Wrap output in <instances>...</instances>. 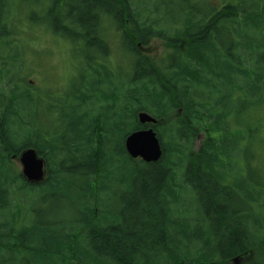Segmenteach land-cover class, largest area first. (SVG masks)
<instances>
[{
    "label": "trees",
    "instance_id": "trees-1",
    "mask_svg": "<svg viewBox=\"0 0 264 264\" xmlns=\"http://www.w3.org/2000/svg\"><path fill=\"white\" fill-rule=\"evenodd\" d=\"M128 1L0 0V264H231L236 256L264 264V174L248 164L264 150L261 115L247 131L237 119L264 110V0H190L175 17H160L150 0ZM20 3L38 7L22 18ZM40 23L66 52L68 40L81 46L84 67L67 89L62 75L46 87L30 78L39 54L23 28L43 32ZM109 32L120 39L110 41ZM153 38L165 41L162 56L148 51ZM118 45L131 65L121 76L108 67ZM138 110L156 122L139 123ZM149 126L162 148L155 162L132 158L124 146L127 133ZM118 130L123 138L110 146L104 136ZM29 147L44 159L38 183L13 161ZM83 169L94 182L86 192L66 191ZM178 189L186 197L180 206L158 196ZM34 195L74 203V212L42 219L29 207L23 220ZM189 205L194 215L177 220ZM16 216L17 227L2 230V218Z\"/></svg>",
    "mask_w": 264,
    "mask_h": 264
},
{
    "label": "rangeland",
    "instance_id": "rangeland-1",
    "mask_svg": "<svg viewBox=\"0 0 264 264\" xmlns=\"http://www.w3.org/2000/svg\"><path fill=\"white\" fill-rule=\"evenodd\" d=\"M163 1L164 0H150L147 2V4L150 5L153 9H157L158 11L157 14L160 17H164L165 14H168L169 16L171 15V17H175L174 14L175 13L177 14L179 8L182 7V6L179 7L180 1L179 0H165L167 9L164 8L165 4H163ZM185 1L187 2L190 0H185ZM191 1L195 3L196 2L199 3L198 0H191ZM168 2H171V3L168 4ZM36 5L37 4H33V3L30 5L27 3L25 4L20 3L19 11H20V14L22 15V18L28 17V15L31 13V11L28 8L38 7V5L37 6ZM179 18L183 19L184 15L181 13L179 15ZM30 22H34V21H30ZM24 24H25V21L22 22L21 27H23ZM36 26L38 27L41 26L42 31H43L45 25L43 26V23H40V24H36ZM23 29H24L23 34L25 33V31L32 32V35L29 36L31 38L28 40V44H29L28 46L29 47L31 46V49L34 51L35 54H39V65L36 64L34 61L32 64H29L27 67V70L30 71V78L34 81V83H38V85L41 87H46L48 85L54 84L56 80L57 82H59L60 79H62L61 78V75H62L64 78L66 77V80L64 79L65 81L62 84L63 85L62 87L63 89L65 88L67 89V87L69 88L70 85H72L78 80L77 73L80 71V68L82 66L84 67L83 60H82L83 57H82L81 46L79 45L78 42H73V41L68 40L70 45L67 48L68 52H66V48L64 44L59 45L58 43L57 44L56 43L54 44V42L52 43L51 40L55 41L57 40L58 37H55L54 35H51L50 33H48L49 35H46L44 33H47V32H44V31L41 32L40 28L38 29L37 27H32L31 29L30 27L25 26ZM114 34L115 32L113 33L109 32V35H107V38H109L110 41H113V38L111 36H114ZM147 49L150 52V54L156 57L162 56L166 51L165 41L159 38H153L151 42L149 43ZM91 51L92 49L89 51V53L94 54V55L99 54L97 50L93 52ZM122 52L124 51L121 48V45H118V47L113 48L112 55L109 56V66L108 67L116 76H119L123 71L127 72L131 69L130 63H127V60L124 59ZM68 55H71V56L68 57ZM29 60H30V54L28 53L27 61ZM127 74H129V72H127ZM256 108L257 107H255L254 109ZM262 109L263 108L255 111L253 110V108L251 110L249 108L248 109L249 111L247 110L243 113H240L237 119L240 120L242 125H244V129L247 131L248 130L247 126L252 125L253 127H255L256 125L257 119L256 118L252 119V115L256 117V115L259 114L260 112L261 117H260V120L257 121V124L259 126H263L260 130V133H261L262 138L264 139V110L261 111ZM204 139H205L204 134L200 133L195 139L193 147L197 150L200 147L201 142ZM255 154L257 157L256 162L255 161L250 162L249 160L248 164L250 165V168L257 167L260 173L264 174V150L256 151ZM249 158L250 156H248V159ZM13 161H15V165L17 166L18 170L21 171V164L19 160L15 158ZM240 161H243L242 158H240ZM251 171L254 172V169H252ZM65 190L67 191L69 189L65 188ZM70 193H72V191H70ZM102 198L104 202L108 204L110 207L115 208V209L119 208L117 204V200L115 196H113L112 194L110 195L109 193L105 192L102 195ZM187 198L192 199L191 194H188ZM52 201L54 202V199H52ZM52 201L51 200L49 201L48 199H44L42 196H39V197L33 196V200L28 199L26 201V204H25L26 207L24 206L23 208L25 215L23 214L24 217L22 216L23 217L22 219L26 220L28 217H30V215L27 213V211H29V207L38 209V212L42 219L44 218L53 219V217H56V216H58V218L63 217V219H66L68 214L74 212L73 211L75 208L73 206L75 205L74 203H70V202L66 203L64 202V200H61V201L56 200V202L52 204ZM52 207H55V208L52 209ZM18 220H21V219H18ZM235 258L238 259L237 256L233 257L232 259H235ZM231 264H241V263L237 261L235 262L232 261Z\"/></svg>",
    "mask_w": 264,
    "mask_h": 264
},
{
    "label": "water",
    "instance_id": "water-1",
    "mask_svg": "<svg viewBox=\"0 0 264 264\" xmlns=\"http://www.w3.org/2000/svg\"><path fill=\"white\" fill-rule=\"evenodd\" d=\"M137 118L141 124L156 122L154 117L144 111L138 112ZM124 146L132 158H140L145 162L157 161L162 154L159 138L150 126L129 133L124 140ZM18 160L21 164V173L28 182L38 183L42 181L45 175V163L34 148L29 147L22 150ZM232 260L235 262L237 259Z\"/></svg>",
    "mask_w": 264,
    "mask_h": 264
},
{
    "label": "bare ground",
    "instance_id": "bare-ground-1",
    "mask_svg": "<svg viewBox=\"0 0 264 264\" xmlns=\"http://www.w3.org/2000/svg\"><path fill=\"white\" fill-rule=\"evenodd\" d=\"M180 1V3H179V7L180 6H184V5H186V3L188 2H186L185 0H179ZM129 2V4H130V6H136V3L134 2V1H132L131 0V3H130V1H128ZM186 2V3H185ZM171 2H168V4H170ZM184 3V4H183ZM163 4H165V0L163 1ZM149 6V5H148ZM167 6H166V4L164 5V8L165 9H167L166 8ZM168 9H170V8H168ZM155 11H157V9H154ZM134 11V10H133ZM203 10L201 9V7H197V8H195V15H197L198 14V16H201L202 14H203V12H202ZM166 13H167V11H166ZM138 17H140V15H139V13L137 12V13H132V18L133 19H135V18H137L138 19ZM197 17V16H196ZM193 19H194V17H193ZM52 21H56L57 19L56 18H52L51 19ZM134 23H137L136 22V20L134 21ZM135 27H136V32L138 33L139 31H140V26H137V25H135ZM91 36H93V35H91ZM92 38H94V36L92 37ZM113 38V40H116V39H118V37H112ZM94 41V40H93ZM82 60H84V58L82 59ZM81 61V60H80ZM141 111H144V110H138L136 113H138V112H141ZM144 112H146V111H144ZM145 125V124H144ZM142 129V128H141ZM138 130V129H137ZM132 131H130L129 133H131ZM129 133H127L125 136H124V139L128 136V134ZM123 132L121 131V130H118V131H115V132H111V134L109 133V134H106L105 136H104V139L107 141V143L110 145V140H112L114 137H118V138H123ZM99 136V135H98ZM97 136V138H99ZM111 146V145H110ZM161 150H162V148H161ZM43 158V157H42ZM160 159V158H159ZM158 159V160H159ZM80 160V163L81 162H85V160L84 159H79ZM152 162H155V161H152ZM84 165V164H83ZM165 165H163L162 166V168H161V170H162V172H166V173H168V171H166L165 170V168L163 169V167H164ZM83 171L86 173V175L85 174H80L79 175V177L77 178V180H72V183H70V184H68V187H66V189H69V190H71V191H80V192H86V190L89 188V186L94 182V177H88V171H86L85 169H83ZM179 190L180 189H178V190H176V193H170V194H162L160 191L158 192V196L159 197H164L165 199L167 198L168 199V201L170 202V204L171 205H178V206H180V202H183V201H185L186 200V197L184 196V194H183V191L182 190H180V192H179ZM34 196H36V195H34ZM60 196V195H59ZM58 196V197H59ZM51 198V199H50ZM48 200L50 201H52V198H53V196H51ZM117 198H118V196H117ZM54 199V198H53ZM119 199V202L121 203H124L125 201H127L129 198H127L126 196H124V197H120V198H118ZM56 200H58V198L57 199H54V202H56ZM53 201H52V204L54 203ZM53 208H55V207H52V209ZM194 209H193V207L192 206H187L186 208H184V209H182L181 211H178L177 212V215L179 216V218H176L177 220H181V221H185L186 219H188V218H190L191 216H193L194 215V213L192 212ZM2 220H3V222H4V224H3V228L4 229H2V230H4V231H9V230H11L12 228H14V227H17V225L19 224V222H18V218H17V216L16 217H8L7 219H4V218H2ZM45 231H44V229H36V233H37V236L39 237V236H42V235H44L43 233H44Z\"/></svg>",
    "mask_w": 264,
    "mask_h": 264
}]
</instances>
